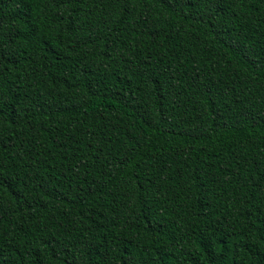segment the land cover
Instances as JSON below:
<instances>
[{
	"label": "trees",
	"instance_id": "16d2710c",
	"mask_svg": "<svg viewBox=\"0 0 264 264\" xmlns=\"http://www.w3.org/2000/svg\"><path fill=\"white\" fill-rule=\"evenodd\" d=\"M0 264H264V0H0Z\"/></svg>",
	"mask_w": 264,
	"mask_h": 264
}]
</instances>
